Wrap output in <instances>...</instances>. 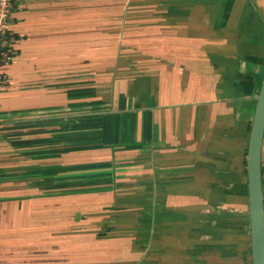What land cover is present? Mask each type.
I'll list each match as a JSON object with an SVG mask.
<instances>
[{
    "label": "crops",
    "instance_id": "1",
    "mask_svg": "<svg viewBox=\"0 0 264 264\" xmlns=\"http://www.w3.org/2000/svg\"><path fill=\"white\" fill-rule=\"evenodd\" d=\"M9 30L0 264H252L264 0H26Z\"/></svg>",
    "mask_w": 264,
    "mask_h": 264
},
{
    "label": "water",
    "instance_id": "2",
    "mask_svg": "<svg viewBox=\"0 0 264 264\" xmlns=\"http://www.w3.org/2000/svg\"><path fill=\"white\" fill-rule=\"evenodd\" d=\"M257 106L247 154L248 203L252 264H264V77L256 97Z\"/></svg>",
    "mask_w": 264,
    "mask_h": 264
},
{
    "label": "built area",
    "instance_id": "3",
    "mask_svg": "<svg viewBox=\"0 0 264 264\" xmlns=\"http://www.w3.org/2000/svg\"><path fill=\"white\" fill-rule=\"evenodd\" d=\"M26 0H0V70L12 65L16 55L17 38L9 30L16 12L21 10ZM8 82V77L0 71V88Z\"/></svg>",
    "mask_w": 264,
    "mask_h": 264
},
{
    "label": "trees",
    "instance_id": "4",
    "mask_svg": "<svg viewBox=\"0 0 264 264\" xmlns=\"http://www.w3.org/2000/svg\"><path fill=\"white\" fill-rule=\"evenodd\" d=\"M262 80H263V78H262ZM261 84H262V81H261ZM261 84H260V87H261Z\"/></svg>",
    "mask_w": 264,
    "mask_h": 264
}]
</instances>
